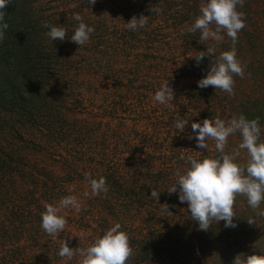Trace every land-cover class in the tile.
Instances as JSON below:
<instances>
[{
  "label": "rangeland",
  "instance_id": "374dc122",
  "mask_svg": "<svg viewBox=\"0 0 264 264\" xmlns=\"http://www.w3.org/2000/svg\"><path fill=\"white\" fill-rule=\"evenodd\" d=\"M28 1L32 40L27 47L6 45L8 52L0 53V264H79L78 254L71 260L57 255L62 241L87 248L116 222L133 237L153 228L160 236L153 241L171 248L170 256L154 258H141L133 248L127 264H232L237 254L264 251V216L255 214L246 196L235 199L236 227H225L221 220L203 231L178 191H167L177 180V169L188 167L182 155H219L212 139L206 141L208 149L198 148L192 122L228 121L243 108H264V80L255 75V70L264 72V0H247L256 13L238 33L237 58L246 68L244 78L233 77L234 95L214 88L211 94L197 84L211 57L198 65L190 57L207 46L199 42V31L192 34L187 28L203 1L186 18L178 11L174 17L156 13L151 27L128 30V41L111 29L127 2L96 0L93 8L79 0ZM161 3L180 5L179 0ZM73 13L94 28L84 46L70 40L79 23ZM45 22L65 27V39L52 41ZM222 35L220 44L207 42L217 55L231 46ZM6 39L5 32L0 48ZM165 80L174 96L160 104L154 94ZM175 119H188L182 132ZM241 140L238 132L230 135L225 151L236 150ZM247 159V151L239 150L237 162ZM105 172L123 185L122 193L115 191L117 183L106 181L107 194L85 199L82 193L91 192L86 175L105 178ZM153 188L159 191L157 201ZM67 195L80 199L82 211L66 209L65 229L50 236L41 228L44 205ZM163 204L169 212L161 211Z\"/></svg>",
  "mask_w": 264,
  "mask_h": 264
},
{
  "label": "clouds",
  "instance_id": "9594fccd",
  "mask_svg": "<svg viewBox=\"0 0 264 264\" xmlns=\"http://www.w3.org/2000/svg\"><path fill=\"white\" fill-rule=\"evenodd\" d=\"M12 0H0V42L5 38V30L9 25L5 22L4 9ZM89 4H95L96 0H88ZM245 0H205L200 5L199 15L187 28L188 33H200L199 42L205 44L206 51H199L194 57L197 65L205 56L211 57L207 74L197 81L198 87L221 89L229 95H234V76L244 78L246 66L237 58L235 47L238 41V33L246 27L245 13L237 10V6L243 7ZM161 8L152 6L151 12L160 13ZM73 19L78 21L70 40L79 46L89 42L94 28L83 21L79 13H73ZM148 23V16L141 14L139 18L133 16L127 23L126 28L136 31L144 28ZM48 28V37L53 40L63 41L68 30L59 25L45 22ZM231 40L228 50H222L217 55L216 47L207 43L214 41L220 44L224 41V35ZM174 92L169 86L168 80L161 82L155 91L154 100L160 104H166L173 100ZM175 128L183 131L188 124V119H175ZM192 131L198 148L208 149V141H215V149L219 155L194 157L191 155L181 156L186 160L188 167L183 172L177 169L176 182L167 191L169 194L178 191L179 200L187 202L191 219L198 222L199 230L208 231L212 223L223 220L225 227H236L233 218L235 212V199L237 195L247 198L248 205L257 216H264V210L259 209L264 202V141L260 140L261 126L259 117L248 119L244 114L233 116L225 121L220 118H205L202 123L192 122ZM239 133L242 137L236 150L231 153L225 151L230 135ZM193 139L192 136L188 137ZM239 150H246L248 159L246 163H238ZM86 180L91 192L85 190L82 196L87 199L101 193L107 194L108 186L106 179L101 176L93 178L86 175ZM70 191H74L70 189ZM151 196L158 200L159 191L155 188ZM45 211L41 214V228L50 236L58 237L67 224L65 210L74 209L79 213L82 204L76 195L62 197L57 203H46ZM162 212H169L167 204H163ZM249 224H255L253 218L247 219ZM81 257L79 264H127L133 255L129 236L122 229L119 222L107 228L102 235H98L87 248H72L63 240L57 255L71 260L74 256ZM232 264H264V251L259 254H237Z\"/></svg>",
  "mask_w": 264,
  "mask_h": 264
},
{
  "label": "trees",
  "instance_id": "16d2710c",
  "mask_svg": "<svg viewBox=\"0 0 264 264\" xmlns=\"http://www.w3.org/2000/svg\"><path fill=\"white\" fill-rule=\"evenodd\" d=\"M81 1L80 3L83 4H88V0H79ZM107 1V0H106ZM118 1L119 3L121 2H127L129 7H124L122 13L119 15V18H117V20H115V22L113 23L115 25L116 28H111L112 32L116 33L118 39H120L121 41H128L127 38V31L128 29L126 28V23L133 17L136 16L137 18H139V16L141 14L148 16V23L146 25V27H151L152 26V18H157V15L160 14L162 16V18L164 16H173L174 15V11H178L180 12V14L183 15V18H186V15H189V12H194L196 13L197 9H198V1H203L205 2V0H179V8H172V4L169 3L167 4V6H164L163 3H161V0H141L140 2L136 1V0H115ZM175 1V0H174ZM28 0H12V3H10V5H7V7L4 9L6 16H5V22L8 23L9 27L7 30H5V32L7 33V35L10 36V40L6 39V43L0 48V53L4 52L7 53V46L10 44H12V47L14 48L15 45L17 44L18 46H23V47H27L29 45V41H31V32H32V23L30 21V18H32V15L29 13L28 9L29 7L27 6L28 4ZM109 2V0H108ZM139 3V6H138ZM94 5L93 8H95L96 4H92ZM27 6V7H26ZM120 6V4H119ZM152 6H156L162 9L161 13L156 14V12H151V8ZM253 6V5H252ZM137 7V9L135 8ZM259 7V6H258ZM28 8V9H26ZM117 10H122V7L120 6V8ZM134 10V11H133ZM237 10L238 11H242L243 13H245V23H246V27H248L250 25V18H252L255 13L256 10L255 8H251V3L248 5L247 0H245V3L243 5V7L237 6ZM264 10V9H263ZM138 12L140 13L138 15ZM152 13V14H151ZM186 14V15H184ZM174 17V16H173ZM188 17V16H187ZM34 18V17H33ZM261 18V17H260ZM264 19V18H263ZM116 23H118V25H120L119 27L116 26ZM132 36V35H131ZM243 37V35H242ZM241 37V38H242ZM256 36L254 35L255 39ZM258 38V36H257ZM239 39V37H238ZM244 39V37H243ZM260 39V38H258ZM195 40V38L193 37L190 41V43H193ZM248 43H251V40L248 41ZM7 45V46H6ZM6 47V48H5ZM3 48V49H2ZM16 49V47H15ZM204 59H209L208 56H205L203 58ZM209 66H207L208 68ZM256 69V68H255ZM254 69V70H255ZM257 71V73H256ZM255 75H258L257 78L258 80L263 79L264 80V72L262 71H258L255 70ZM207 74V72H206ZM247 74V73H246ZM211 86L205 88V92H209V93H213L211 91ZM20 101H15L16 104H18ZM260 105V107H256L253 108V110H251L252 112H246V110L244 111L245 108H243L240 112V114H244L245 116L247 115L248 119H253L256 117H259V124L260 126H262V121H263V116L261 114V108L262 110L264 109L263 106ZM248 110V109H247ZM249 111V110H248ZM105 179L106 181H111L113 183H117L118 184V188H120V190H117L118 188L115 189V191H117V193H122V186L119 182H115V180L113 181L112 176L109 173L105 172ZM112 178V179H111ZM129 193V192H127ZM24 215V213L22 214ZM138 237L135 236H129V240H130V246L133 248H136V251L139 250V254L142 257L145 258H154L156 256H170V250L171 248L167 245V244H162L159 243V241L154 240V238L160 237L158 236V234L156 233V231L153 228L150 229H140L137 232ZM133 244V245H132ZM27 264H33V263H27Z\"/></svg>",
  "mask_w": 264,
  "mask_h": 264
}]
</instances>
